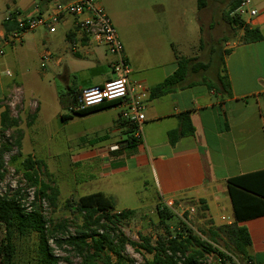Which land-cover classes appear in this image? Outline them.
Masks as SVG:
<instances>
[{"label":"rangeland","instance_id":"obj_1","mask_svg":"<svg viewBox=\"0 0 264 264\" xmlns=\"http://www.w3.org/2000/svg\"><path fill=\"white\" fill-rule=\"evenodd\" d=\"M235 1L228 4L227 0H201L202 9L199 8V0H100V3L118 32L124 55L129 59L131 74L165 67L166 64L173 63L176 56H181L209 66L193 75L191 80L206 79L215 83L224 69V51L240 42V30L233 29L225 20L228 13L233 15ZM1 2L5 5V11L0 14V20L8 12V8H15V4L17 8H24L39 0ZM6 5L9 6L7 9ZM57 27L58 32L52 36L45 28L38 29L37 35L40 33L46 39L44 44L30 41L32 33H28L24 44L28 57L22 63L10 66V73L14 74L16 84L24 89L26 95L25 98V95L18 93L16 104L14 108L11 107L13 116L20 118V128L26 138L22 155L18 156L17 161L11 160L18 155L16 149L5 156L6 175L0 180V195L10 196L20 189L27 198L26 205L33 200L34 189L25 180L23 166L25 158L31 156L44 161L48 168L49 174L42 171L41 179L60 190L58 207L51 208L46 200L42 202L46 220L57 222L67 219L71 233L81 223V218L65 208L66 201L103 192L112 199L116 211H135L130 219L119 226L126 237L135 243H141L140 236H144L155 244L159 238H167L168 231L175 234L184 225L203 237L204 232L206 234L214 223L206 219L203 207L183 200L174 202L170 208L156 197L150 185H144L143 174L135 170L115 174L112 170L118 166L117 163L109 165L104 157L94 160V149L110 151L111 144L119 145L122 149L123 138L135 135V131L130 135L129 132L123 135L115 131L114 115L121 109L113 108V112L109 114L75 115L67 122H62L60 114H68V110L61 108L56 94L55 84L62 86L58 74H63L65 67L72 68L74 63H79L86 65L84 77L100 82L108 64L115 60L102 47L99 59L90 47L80 48L81 56H75L71 50L72 43L69 46L64 41L67 26L60 24ZM52 38H57L63 47H67V52L61 56L64 62L59 73L49 62L43 70L42 60L38 57L41 52L52 51L49 46ZM115 72L120 75V72ZM4 76L7 79V73ZM73 82L75 85L72 88ZM78 83L72 79L70 90H75ZM37 110H40L38 118L29 127V117ZM10 134L11 132L0 134V146L10 140ZM158 206L166 208V213L171 212L173 216L161 222ZM5 235V227L0 225V245ZM38 240L36 233L21 236L15 232L12 241L16 249L13 264H39ZM50 245L61 264H66L65 258L72 264H82L81 259L75 255H68L53 242ZM215 246L232 257L234 261L230 264H248L240 255L228 250L224 242H218ZM124 256L127 264H144L145 261L152 260V255L129 245ZM205 264L222 263L217 257H208Z\"/></svg>","mask_w":264,"mask_h":264},{"label":"crops","instance_id":"obj_2","mask_svg":"<svg viewBox=\"0 0 264 264\" xmlns=\"http://www.w3.org/2000/svg\"><path fill=\"white\" fill-rule=\"evenodd\" d=\"M241 1L236 0V5L239 6ZM227 3L232 4L233 0H227ZM49 6L50 4L41 5L40 0L24 8H17L15 4V8L11 10L6 5L8 12L0 20V49L5 48V54L0 56V124L5 107L14 108L18 93L25 95L24 89L16 84L14 74L10 73V66L22 63L28 57L24 47L28 34L21 45H3L2 39L9 34L7 28L12 31L14 27L13 22L5 25V20L16 12L23 15L43 14ZM251 8L257 11V15H246L242 20L251 28L259 29L263 40L247 45L234 43L228 47L230 54L225 58V68L231 86V97L216 96L205 86H194L193 83L201 80H191L190 77L183 88L152 99L151 90L177 70L176 58L165 67L133 73L129 77L131 86L136 89L142 86L149 92L146 122L138 147L135 150L124 148L120 153L94 149L93 153H96L94 160L104 157L109 165L117 163L118 166L112 170L115 174L131 170L143 174L144 185H150L162 203L183 200L194 202L197 206L204 207L206 219L214 222L211 226L233 223L239 227L245 226L251 238L248 255L254 264H264V215L238 222L228 190L230 179L264 170V0H252ZM4 9L5 5L0 0V14ZM60 24L67 26L64 41L69 46L73 42L78 44L76 51L71 49L75 56H81L80 48L90 47L99 59L102 56L101 47L106 50L78 33L72 18H67ZM45 30L49 32L48 29ZM37 31L31 32L30 41L36 44L46 43V39L40 33L37 35ZM239 33V37L243 35V31ZM52 39L49 42L52 51H47L51 55L48 62L59 73L64 62L61 56L67 52V47H63L57 38ZM42 53L38 55L40 59ZM74 64L72 68L65 67L63 74H58L62 84L61 87L55 84L58 99L59 91L65 92L70 88L72 79L79 82L75 89L78 91L102 85L119 76L110 62L103 79L96 82L83 76L86 65ZM46 67L47 63L42 67L43 70ZM4 73H7L8 80ZM74 85L75 82L72 88ZM113 108L121 109L113 114L116 117L115 131L126 135L130 125L121 118L123 107L118 105ZM113 108L93 114H109L113 112ZM39 109L41 110V104ZM185 112L189 113L194 133L180 139L172 147L168 133L178 128V116ZM62 115L68 114H60V118ZM123 123H126L125 126ZM25 138L24 134L23 142ZM128 141L129 136L123 138L121 145L125 147ZM112 146L111 144L110 148Z\"/></svg>","mask_w":264,"mask_h":264},{"label":"trees","instance_id":"obj_3","mask_svg":"<svg viewBox=\"0 0 264 264\" xmlns=\"http://www.w3.org/2000/svg\"><path fill=\"white\" fill-rule=\"evenodd\" d=\"M52 2L54 0H40L41 5H49ZM237 7L238 5L234 11ZM199 8H203L201 0H199ZM225 20L233 29L243 31V35L239 39L240 44L247 45L263 40L260 30L251 28L241 17L233 16L230 12L225 15ZM5 25L8 26L9 23L5 22ZM10 31L7 28V32L10 33ZM224 54L226 57L230 54V50H225ZM176 63L177 70L163 83L151 90L152 99L183 88L190 77L192 78L193 75L209 67L208 64L194 62L192 59L181 56H176ZM223 65V72L217 76V82L211 83L202 79L193 85L205 86L216 96L231 97L225 59ZM75 93L76 90L71 91L70 88L65 92L59 91V103L62 109L67 110L73 105ZM113 107L114 105H109L76 112L74 115H62L61 119L63 122H67L75 115L88 116ZM37 114L38 110L29 117V127L35 122ZM178 119V128L168 133V140L172 147L180 139L194 133L188 112L180 114ZM123 124L125 126L126 123ZM133 131L134 127L130 125L129 135ZM8 132H11L10 140L0 146V180H3L6 175L5 156L16 149L18 155L11 158L15 162L18 156L22 155L24 132L20 128V118L13 116L10 106H6L1 113L0 124V134L5 135ZM140 141L134 135H130L127 145L123 146L121 150L124 148L135 150ZM23 166L25 180L34 189L33 200L26 205L27 198L20 189L10 196L0 195V225H3L6 230L5 238L0 245L1 264H13L16 249L12 241L15 232L21 236L30 233L38 235L39 264H61V260L55 255L50 242H53L57 248L68 255L73 254L81 259L82 264H127L128 261L124 254L128 245L152 255V260L145 261L144 264H205L208 257H219L232 263V258L215 246L221 241L224 242L228 250L240 255L246 262L253 263L247 251L251 245L248 230L239 227L236 223L219 227L211 226L206 234L204 232L203 237L198 236L187 225H184L185 227L175 234L168 231V237L159 238L155 244H152L150 238L144 236H140L141 243H135L119 229L120 224L130 219L135 211L116 212L112 199L102 192L66 201L65 208L81 218V223L75 227L74 233H71L70 223L67 219L57 222L47 221L44 216L42 202L46 200L51 208H56L60 196L58 187L41 179L42 171L45 170L49 174L45 162L28 156L25 158ZM228 190L238 222L264 215V170L230 179ZM165 209L159 206L157 208L161 222L173 216L171 212L166 213ZM64 262L72 264L68 258H65ZM224 264L228 263L224 262Z\"/></svg>","mask_w":264,"mask_h":264},{"label":"built area","instance_id":"obj_4","mask_svg":"<svg viewBox=\"0 0 264 264\" xmlns=\"http://www.w3.org/2000/svg\"><path fill=\"white\" fill-rule=\"evenodd\" d=\"M251 3L252 0H242L233 15L241 18L246 15L256 16L257 11L251 8ZM67 18L73 19L74 27L78 33L96 45L106 48L107 53L115 60L112 63L114 70L120 72V75L114 80L76 91L73 97L74 103L67 109L68 115L109 105L122 106L121 118L134 127V137L141 140L146 122L145 110L149 92L142 86L137 87L138 89L131 86L129 81L131 70L124 55L123 45L100 0L54 1L45 13L37 15H23L16 12L5 20L6 23L14 21L15 27L2 39V43L6 47L21 45L28 33L40 28H46L51 34H54L57 31V26ZM77 48L78 44L73 42V51H76ZM4 54L5 48L0 49V56ZM50 57L51 55L47 51L41 56L43 68ZM120 150L119 145L110 148V152ZM165 204L171 208L174 202L169 201ZM217 259L222 264L224 262L230 264L222 258L217 257ZM248 264L253 263L248 262Z\"/></svg>","mask_w":264,"mask_h":264}]
</instances>
